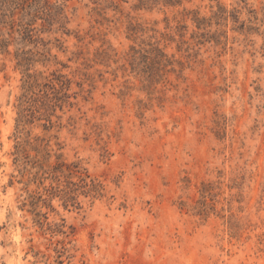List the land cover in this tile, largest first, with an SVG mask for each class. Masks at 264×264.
Returning <instances> with one entry per match:
<instances>
[{
	"label": "rangeland",
	"instance_id": "1",
	"mask_svg": "<svg viewBox=\"0 0 264 264\" xmlns=\"http://www.w3.org/2000/svg\"><path fill=\"white\" fill-rule=\"evenodd\" d=\"M0 264H264V0H0Z\"/></svg>",
	"mask_w": 264,
	"mask_h": 264
},
{
	"label": "trees",
	"instance_id": "2",
	"mask_svg": "<svg viewBox=\"0 0 264 264\" xmlns=\"http://www.w3.org/2000/svg\"><path fill=\"white\" fill-rule=\"evenodd\" d=\"M1 43V42H0Z\"/></svg>",
	"mask_w": 264,
	"mask_h": 264
}]
</instances>
